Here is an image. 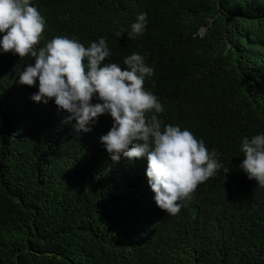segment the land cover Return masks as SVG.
Segmentation results:
<instances>
[{"label":"trees","instance_id":"obj_1","mask_svg":"<svg viewBox=\"0 0 264 264\" xmlns=\"http://www.w3.org/2000/svg\"><path fill=\"white\" fill-rule=\"evenodd\" d=\"M31 2L46 22L37 47L104 38V63L144 56L160 119L190 130L230 171L166 214L146 157L114 162L100 143L109 114L77 133L54 100L31 99L38 80L18 83L34 58L0 49V264H264V188L239 169L243 138L264 134V0ZM141 13L146 30L130 37Z\"/></svg>","mask_w":264,"mask_h":264},{"label":"clouds","instance_id":"obj_2","mask_svg":"<svg viewBox=\"0 0 264 264\" xmlns=\"http://www.w3.org/2000/svg\"><path fill=\"white\" fill-rule=\"evenodd\" d=\"M45 23L31 0H0V49L20 59L34 58V64L29 63L18 76V83L28 87L38 80L33 101L47 104L54 100L58 111L70 113L62 122L75 120L77 133L90 132L89 125L109 114L113 123L100 143L114 162L121 156L129 160L146 157L149 186L157 207L166 214L176 215L181 207L178 201L189 199L219 171L226 178L230 168L218 159L215 149L209 151L190 130L160 119L165 109L144 86L145 79L154 75L144 56H127L123 68L104 63L111 55L104 38L85 47L67 36H56L37 47ZM146 25V14H139L128 35H143ZM123 33L121 28L116 35ZM94 98L99 102L93 103ZM240 152L239 169L264 188V134L243 138Z\"/></svg>","mask_w":264,"mask_h":264},{"label":"water","instance_id":"obj_3","mask_svg":"<svg viewBox=\"0 0 264 264\" xmlns=\"http://www.w3.org/2000/svg\"><path fill=\"white\" fill-rule=\"evenodd\" d=\"M204 30H205V28L203 29V31H202V32H204Z\"/></svg>","mask_w":264,"mask_h":264}]
</instances>
